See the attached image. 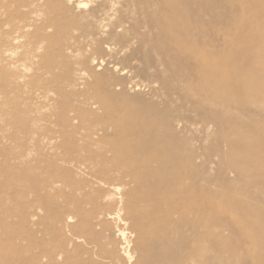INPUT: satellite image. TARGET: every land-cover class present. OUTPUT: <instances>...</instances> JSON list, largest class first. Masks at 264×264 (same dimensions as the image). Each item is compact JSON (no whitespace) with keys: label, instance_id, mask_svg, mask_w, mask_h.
I'll use <instances>...</instances> for the list:
<instances>
[{"label":"rangeland","instance_id":"rangeland-1","mask_svg":"<svg viewBox=\"0 0 264 264\" xmlns=\"http://www.w3.org/2000/svg\"><path fill=\"white\" fill-rule=\"evenodd\" d=\"M110 1L94 0L86 8H77L68 0H39L38 6L30 3L21 5V10L29 12L31 30L39 29L40 34L33 42L23 40L22 46L13 54L14 58L20 57L23 53L28 56L23 61L21 69L23 77L19 85L9 84L0 76V264H150L161 256L158 244L164 243L167 235L165 226L168 222L165 220V211L169 206L163 196L165 193H176V190L168 188L167 185L160 187L161 190L159 186H153L154 180L143 167L152 155L146 152L138 159L135 154L127 152V145L134 143L132 136L101 138L98 142H93L87 137L91 128L90 123L96 124L101 118V122L109 123L110 120L109 117H105L103 111H99L95 117L83 113L87 106L86 102L89 101V105L93 100L94 92L88 89L85 79L81 78V54L71 52V49L77 48V45L84 40L86 32L93 26L85 19L92 9L100 11L106 6L103 11L114 15L112 21H116L121 16L117 10H111ZM119 1L116 8L122 9L121 13L127 14L132 10L125 7V0ZM189 1L192 4L188 0L186 3L185 0H177L179 2L177 5L184 17L188 18L193 13L190 18L198 22V31L195 37H192L194 33H190L188 38L191 39H186L184 42L192 43L193 39V42L204 50L214 49V59L221 54L218 57L220 62L215 59L214 65L223 63V60L242 59L249 54L245 50L252 48L253 45L240 46V42H243V38L245 40L246 37H243L245 32L251 31L252 27H247L246 24L254 26L253 31L258 33L259 24L251 25L249 20V11H253L250 8L252 5L250 7L248 5L249 8L246 7L244 11L238 10L233 3L231 6L228 3V7L225 8L224 0H208L209 3L207 0H200L199 3V0H195L197 6L194 1ZM201 4L204 6H200ZM196 9L199 11L198 14H195ZM130 15L139 17L135 12H131ZM231 16L238 20L232 22L235 18ZM229 17L232 19L231 22ZM139 33L130 31L128 24L125 30H118L115 33H110L108 30L105 32V37L95 38L97 40H94L92 47L85 50L82 58L90 60L95 57L98 61L105 59V62L107 59L98 72H107L105 75L111 78H115L121 72L113 70L110 60L117 62L121 67L129 68L131 72L123 76L127 83L131 79L132 84H129L130 88L125 89V99L121 102L134 112L141 111L143 115L150 116L152 111H162L158 113L160 115L157 121L160 123L157 124L160 133L163 135L167 133L166 136L160 134L161 138L158 140V137L146 138L158 141L157 154H160L157 155L158 160L168 163L172 156L182 155L181 158L185 161L187 158L185 156H189L187 153L193 152L195 155L197 153V160L192 167L198 170V185H200L198 189L202 191L199 190L194 196L187 211L200 210L202 214L206 212L207 215L203 217L200 215L197 226L199 230L196 227L186 233V243L202 242L195 250L197 255L201 256L199 264H256L259 259L264 261L263 254H260L263 252L260 248L261 241L256 238L253 240L250 235V232L256 234L257 231L264 233V156L262 155L264 154V107L259 105L262 96L259 101L252 102L246 93L244 95L242 89L244 73L239 69L228 67L229 70L225 69V76L230 74L229 78L232 82H228L223 89L214 92L216 99L214 104L207 101V105L202 104L200 98L206 95L205 89L197 93L196 98L183 87L188 79L185 76L194 77L197 66H194L190 59L182 56L179 57L180 59H172L174 63L171 72H163V66L158 62L161 59V49L153 47L155 33H147L145 27H142ZM142 34H145L144 38L140 37ZM239 36H242V39ZM229 38L230 40H227ZM236 39H240V42ZM231 42L234 43V49ZM106 43L116 48L112 57L105 50ZM263 44L260 42L256 47L253 46V53L248 55L251 60L249 58L245 62L253 63V58L262 53L260 47L262 48ZM170 45L173 46L174 42H170ZM97 47L102 49L98 52ZM62 48H64L63 54L60 51ZM223 55L227 56L223 58ZM231 56L233 60L227 58ZM180 60H183V63ZM183 65L186 67H182ZM187 68L190 69V75L185 74L189 71ZM262 68L264 70V67ZM218 74L214 70L216 77L214 79L219 78L220 74L219 76ZM73 75L74 79H72ZM262 78L264 76H261ZM234 80H237L236 83ZM262 80L264 83V79ZM156 81L158 85L151 84ZM164 83L167 87L169 84L171 86L167 88ZM232 86L242 94H237L234 89L235 93ZM74 87L79 92L77 96L71 94ZM182 92L186 94V96L181 94L184 98H180L179 94ZM25 98L27 103L20 105L23 114L19 115L13 111V101ZM190 98L193 99L192 102ZM195 99H199L197 100L199 103ZM244 99L245 102L242 101ZM227 100L231 102L228 103ZM200 105L203 107L206 105V111ZM211 105L214 111L210 108ZM209 108L213 114H210L212 112ZM93 110L96 111L94 108ZM209 115H213V121ZM215 116L217 118L214 119ZM233 116L238 119H233ZM66 117L69 118V122H64ZM170 117H173L172 120ZM206 117H209V122ZM163 119H167L166 122ZM177 120L182 121V127L171 124H175ZM234 124L236 129L233 127ZM225 125L227 128L232 125V129H225ZM115 129L114 126H109L110 134L114 133ZM174 129L180 130L181 137ZM172 130L173 133H170ZM231 132L229 139L228 133ZM221 133L222 135L226 133L225 136H221L224 138L220 137ZM171 143L172 146L169 145ZM247 146H250L249 149ZM252 154H255V158ZM227 160L233 163L230 164ZM258 162L261 165L256 167L255 164ZM218 164L221 166L219 167ZM219 168L224 170L221 171ZM161 171L156 176L161 175ZM219 172L222 175L218 174ZM203 177L208 178L207 184ZM258 178H262L263 181L257 182ZM228 184L232 187L230 188ZM224 186H228V189ZM222 187L227 190H223ZM207 190L209 192L204 193ZM227 193L230 195H226ZM207 194L210 197L207 198ZM234 194H237V198ZM231 198L234 200L231 201ZM208 199L213 201L211 202L214 206L211 205L212 203L208 204ZM230 201L235 202L231 205ZM246 204L248 206H245ZM245 207L250 209L249 214L254 213L253 216L259 217L258 221L263 222L251 221L246 216ZM210 232L213 233L211 237ZM263 237L264 235L262 240ZM236 244L240 246L236 247ZM221 247L223 249H220ZM188 250L184 249V252ZM172 251H167L165 256L177 260L176 257L174 259ZM232 252L233 256L239 255L237 257L239 261H236L237 259L229 261L233 257Z\"/></svg>","mask_w":264,"mask_h":264},{"label":"bare ground","instance_id":"bare-ground-1","mask_svg":"<svg viewBox=\"0 0 264 264\" xmlns=\"http://www.w3.org/2000/svg\"><path fill=\"white\" fill-rule=\"evenodd\" d=\"M93 1L94 0H68L69 3L73 4L77 8H86ZM178 1H180V0H178ZM192 1L195 2V3L193 2L194 4H196V2H197L195 0H192ZM202 1H204V0H202ZM211 1H214V0H211ZM221 1H223V0H221ZM176 2H177V0H125V2H124L125 7L132 9L131 11H128L127 14H125V13H121V12H123L122 9L116 8L117 5L120 3V1L119 0H111L110 1L111 10H113V9L117 10L118 12H120L121 16H119L116 21H112V19L114 18V15H112L111 13L109 14V13L103 11L106 6H103V8L100 9V11H98L99 9L98 10L92 9L88 13V15H87V17L85 19L88 22V24L93 25V26H91L89 28V30L86 32V35H84V40L77 45V48L76 49H71V52H75V53L79 52V54H81V59H80V65L82 67L81 73H80L81 78L85 79V81L87 83V86H88V89L90 91L94 92L93 100L89 103V105H88L89 101L86 102V105H87L86 108L87 109L84 108L83 113L85 115H90V116L92 115L93 117H95L99 111H101V112L103 111V114L107 115V116L105 115V117L106 118L107 117L110 118V119L108 118V120H110L109 123L101 122L102 118H101L100 121L98 120L99 122H97L96 124L90 123L91 125H89V126H91V128H90V132L88 133L87 137L90 138V140L93 141V142H98V141L101 140V138H111V137L122 138V137H126V136H132L133 138H131V139L134 140V143H132V144L129 143L127 145V149H126L127 152L135 154L138 159H140L141 155L146 153V152L150 153L152 155V156L149 157V160H147V162H145L143 164V167L145 168V170H147V172L151 175L152 180H154L155 185H153V184L152 185L153 186H159V188L160 187L162 188L164 185L165 186L167 185L168 188L176 190V193H173V192L172 193H167V194L165 193V195L163 196L164 198L162 197L167 202V204L169 205L167 207L166 211H165V216H166L165 220L168 222V224L165 226L167 235L165 236L164 243L158 244V247L160 249L159 253L161 255L160 258L158 260H156L155 262H151L150 264H199V262H200V259H201L200 257L201 256L197 255L195 250H196V248L198 246L201 245L202 242H198V243H194V244L186 243V238H187L186 237V233H188V231H190L191 229L193 230V228H196L199 225L198 224L199 217H201V216L203 217V215H207L206 212H205V214H202L200 212V210L197 211V212L196 211H193V212H188L187 211V209H189V205L191 204V201L194 198V196H196V194L198 193L199 190L202 191L201 189H198V187L200 188V185H198L199 184V182H198V170L195 167H192V166H194V164H195V162L197 160V156H196L197 153H196V155L193 152L192 153L191 152L187 153V155L189 154V156H185V157H187V158H185V161L182 160V158H181V157H183L182 155L181 156H178V155L172 156L170 162H168V163L161 162L160 160H158L157 155L159 156L160 154H157V150H158V141L157 140L159 138H161V137H159V135L160 134L163 135V133H160L161 131H160V129H158L159 127H158V124H157V122H158L157 120L159 118L158 115H160L158 113H160V112L162 113V111H160V112H157L156 110L152 111V115L148 116L147 114L143 115V113L141 111L140 112H138V111L134 112L133 110H131L128 107H126L123 104V102H121V101H123L125 99V89L127 87H129V88L131 87V85H129V84H132V80L131 79H130V81L128 80L129 82L127 83V81L125 80L126 78L123 75H125L126 73H130L131 70L129 68L121 67L119 64H117V62H114V61L110 60L109 63H112L111 67L113 68V70L117 71V72L118 71L121 72L120 75H118L116 77L112 76V77H115V78H111L110 76L105 75L107 72L106 73L98 72V70H100L102 68V66L105 65V63L107 62V59H106V62H105V59H101L100 61H98V60H96L95 57L91 58L90 60H87V59L83 60L84 58H82V57H83V53L85 52V50L87 51L88 47H92L93 46L94 40H97L95 38L103 37V36L105 37V32L108 31V30H110V33H115L118 30H125L127 28V24H128L130 31H133L136 34H140L139 30L142 27H145L147 33L148 32L149 33H155L154 34L155 37L153 39V47H155V49L156 48L157 49H161V53H162L161 54V59L158 62L160 63L161 66H163V70H162L163 72H165V73L171 72V70H172L171 66L174 63L172 61V59H175V58L178 59L179 57H182V56L186 57L187 59H190V61H192L194 63V66L195 65L197 66L195 68L197 71H196V73H194V77L191 76L189 78V76H187V77L185 76V78L186 79L188 78V79L184 83L183 87L186 88L187 91L189 90L190 93L189 92L188 93L193 95L194 97L196 95H198L197 93H199L202 89H205L206 95L205 96L203 95L200 98V101L202 102V104H206L207 102H210L211 104H214V100H216V99H214V95H215L214 92L218 91V89H221V88L223 89V87H225L228 84V82H232V81H230L231 78H229L230 74H227L229 76H225L226 75V70L225 69L229 70L228 67H230V69L232 68V69L235 70V68H236V70L239 69V70H241L244 73L243 74L244 78L242 77L243 81H244V84L242 86H244V87L241 86L243 91H244V95L246 93V95H248V98L251 99L252 102L253 101L254 102L255 101H259L261 99V96H262V99L260 100V102L261 101L262 102L259 105L264 107V94H262V92H264V83H263L262 79H264V78L261 79V76L262 77L264 76V74H263L264 70L262 68V67H264V44H263L262 48L260 47V50H262V53L259 51L261 54H259L260 56H258V57L255 56L253 58V60H254L253 63H250L249 61L245 62V60H249V58H250L248 55L253 53V51H254L253 50V46L256 47V44H258L260 42L264 43V0H224V5H225V2H226L225 8L228 7V3H230V6H231V3H233L235 6H237L238 10L239 9H241V10L243 9L244 10L246 7H248V5H249V7H250V5H252V7H250V8H252L253 11H249L250 12L249 20L251 21L250 24L251 25H253L255 23L259 24V28L257 29L258 33H256V32L253 31L254 26H250V25L246 24L247 27L248 26L252 27V28H250L251 31L247 32L248 31L247 30L246 31L247 33L245 31H242V32H245V35H243V37H246L245 40L243 38V42L239 41L240 39H242L241 38L242 36H239L240 39H236L237 41L240 42V46L241 45H245V47H250V45H253L252 48H247L245 50V51H247V53L249 52L248 55L246 53V55H247L246 57L243 56L242 59L236 60V58H235V57H237V54H236V56L233 55V56H235L234 57L235 61L233 60V58L231 56V57H227V58H230L233 61H231V60H223V63L216 64V65H214V61L216 59V58L214 59V49L211 50V49H208V48L205 47L206 50H204V49H202V47H199L198 45H196V43L193 42L194 41L193 39H192V43H189V41H187L188 43L184 42V40L186 41V39L187 40L191 39V38H188V36H190V33H194L193 36L191 35L192 37H195L197 35L196 32L198 31V22L194 21V20L192 21L193 18H190V16H192L193 13L191 15H189L188 18L184 17L183 12L180 11L179 6L177 5V4H179V2H177V3ZM186 2H187V0H185V3ZM188 2L192 4V2H190L189 0H188ZM199 2H201V1L199 0L198 3ZM207 2H208V0H207ZM26 3H27V5L30 3L32 5L35 4V5L38 6L39 0H0V76L2 77V79L5 82H7L9 84H12L14 86L15 85H19V83L21 82V79L23 77L22 71H21L22 66H23V61L26 58H28V56H26L23 53L24 55L22 54L20 57L14 58L13 54H15L16 50L22 46L21 42L23 40H25L26 42H33L34 39L37 36H39V34H40L39 31H38L39 29L31 30L32 22H31V19H30V16H29V12H24L23 10H21V5L24 6ZM185 3H183V4H185ZM204 4H206V3L204 2ZM183 6H185V5H183ZM196 6H197V4H196ZM200 6H204V5L201 4ZM118 7H120V6H118ZM232 7H233V5H232ZM192 8H194V7L192 6ZM198 9H196V11ZM247 10H249V9H247ZM131 12L137 13L139 17H137V18L132 17V15H130ZM198 13H199V11L195 12V14H198ZM188 14H190V13H188ZM233 16H231V17L233 18ZM238 16L239 15H237V17ZM244 17H248V16H244ZM181 18H183V19H181ZM229 19H230V17H229ZM236 19L238 20V18H235L234 21L232 19H230L229 21L231 22V20H232V22H236L237 21ZM197 20H199V18ZM245 23H248V22H245ZM246 29H249V28H246ZM200 32H202V31H200ZM195 33H196V35H195ZM242 34H244V33H242ZM237 35H238V33H237ZM234 36H235V34H234ZM140 37L144 38L145 34H142ZM239 37H237V38H239ZM227 40H230V38L227 39ZM170 42H174V45L173 46L170 45ZM193 43H195V44H193ZM241 43H243V44H241ZM97 44H98V42H97ZM198 44H200V41H199ZM202 44H204V43H202ZM233 44L234 43H232V45ZM105 45H106L105 46V50H106L107 54L110 55V57H112V53H114L116 51V48L114 46H112L111 44H109V43H106ZM237 46H239V45H237ZM100 47H102L104 49L103 46H100ZM234 48H235V46L233 45V49ZM97 49H98V47H97ZM101 49H98L97 51L99 52V50H101ZM239 49H240V47H239ZM258 50H259V48H258ZM60 51L63 54L64 53V48H62ZM102 51H104V50H102ZM227 51H229V50H227ZM236 52H238L237 49H236ZM226 53L224 52V54H226ZM229 53L232 55L231 52H229ZM243 54H244V52H243ZM220 55L218 57H220ZM238 55H240V54H238ZM224 56L225 55H223V58H224ZM215 57H216V54H215ZM218 57H217V59H218ZM217 59H216V61H217ZM142 60H143V58H142ZM183 60L186 61V59H184V58H183ZM183 60H180V62H182ZM250 60H251V58H250ZM175 62H177V61H175ZM219 62H220V60H219ZM221 62H222V59H221ZM152 63H154V62H152ZM184 64L186 65L188 63H184ZM153 65H155V63ZM161 66H159V67H161ZM188 66H190V65H188ZM182 67H186V66L183 65ZM174 68H175V66H174ZM187 69L189 71H188V73H186L187 72L186 71L185 74L188 75L190 73V69L189 68H187ZM105 70H106V68H105ZM155 70H156V68H155ZM160 70L161 69H159V71ZM214 70L217 73L220 74V76L218 74L219 78H217V79H214V77H215L214 76ZM176 71H175V73H176ZM241 71H239V72H241ZM229 72L230 71H228V73ZM231 75H233V73ZM74 77L75 76L73 75L72 79H74ZM234 77H235V74H234ZM156 80H158V79H156ZM166 81L164 80V82H166ZM235 81H237V80H234V82ZM156 83H157V81L153 82L151 84H153L154 86L159 84V83L158 84H156ZM168 83H169V81H168ZM181 84H182V82H181ZM169 85L171 86V84H169ZM169 85H168V87H169ZM229 86L231 88V85H229ZM237 86H239V85H237ZM237 86H235V87H237ZM165 87H167L166 84H165ZM241 87H239V88H241ZM139 88L140 87H137V89H139ZM167 88H164V89H167ZM234 89H233V86H232V90L233 91H234ZM169 90H170V88H169ZM169 90H166V91H169ZM235 90L238 92L237 94H242V93H240L237 90V88ZM239 90H241V89H239ZM184 91L186 92L185 89H184ZM161 92H162V95H164L163 94L164 91L162 90ZM176 93H178V91ZM71 94L73 96L74 95L77 96L79 94V92L76 89V87H74L72 89ZM181 94L183 96H186V94L184 95V92H182V93L179 94L180 98L183 97V96H181ZM191 95H188V96H191ZM227 95H229V94H227ZM231 96H233V95L231 94ZM197 97L198 96H196V98ZM236 99H238V97ZM192 100L190 98L191 102H192ZM195 100L197 101L199 99H195ZM233 100H234V98H233ZM240 100L241 99H239V101ZM242 101L245 102V99L242 100ZM13 102H14V105L12 107L13 111H15L19 115H22L23 112H22V110H20V105L22 103H24V102L27 103L26 102V98L25 99H20V100L19 99H17V100L15 99ZM230 102L228 101V103H230ZM171 104H173V101L171 102ZM234 104H236V103L234 102ZM245 104H247V103H245ZM206 105H204V107H203V105H200V106H202V108H204V111H206V107H205ZM221 105H223V104H221ZM152 106L153 105L151 104L150 107H152ZM194 106L196 107L195 104H194ZM226 106H227V104H226ZM243 107H244V105H243ZM93 108L97 112L94 111ZM130 108H132V106ZM210 108L212 109L214 107H212V105H211ZM246 108H247V106H246ZM261 108L262 107H260V110H261ZM210 110H207V111H210ZM212 110H211V112H212ZM222 110H224V109H222ZM227 110H228V107H227ZM168 111H169V109H168ZM166 113H169V112H166ZM210 114H213V112L210 113ZM222 115L224 116V114H222ZM222 115H218V117L219 116L222 117ZM165 116L167 117V115H165ZM207 116H208V112H207ZM212 116H210V118L213 121V117ZM102 117H103V115H102ZM111 117H113V118H111ZM201 117H203V116L201 115ZM170 118L172 120L173 117H170ZM208 118H207V120H208L207 122L210 121V119H208ZM215 118H217V117L215 116L214 119ZM222 118H224V117H222ZM228 118L231 119V117H228ZM232 118L236 119L237 117L235 118L233 116ZM229 119H228V121H230ZM165 120H167V119H165ZM220 120H221V118H220ZM228 121H226V122H228ZM231 121H232V119H231ZM64 122H69V118L66 117L64 119ZM167 122H169V121H167ZM232 122H234V121H232ZM128 123H129V126H127ZM158 123H160V122H158ZM169 123H171V122H169ZM219 123H221V122H219ZM228 123L230 124V122H228ZM171 124L175 125L176 127H180V126L182 127L183 126L182 125V121H180V120H177L175 124L174 123H171ZM234 125L235 126H233V127H235V129H236V124H234ZM109 126H114L116 128L114 133L110 134ZM249 126H250V123H249ZM176 127H174V128H176ZM226 128H227V126L225 127V129ZM229 128L232 129V125H231V127H228L227 129H229ZM176 129H174V130L178 131ZM235 129H233V130H235ZM181 131H182V129H181ZM224 131H226V130H223V132ZM162 132H164V131H162ZM178 132H179V135H180V136L179 135L178 136L181 137L180 130ZM178 132H177V134H178ZM229 132H230V130H229ZM232 132L228 133V137H229L230 134L232 135ZM170 133H173V130ZM217 133H219V132H217ZM165 134H167V133H164V135ZM225 134L226 133H224V135H222V133H221L220 137L221 136H225ZM164 135H163V137H164ZM170 135H172V134H170ZM174 135H176L175 132H174ZM261 135H263V134H261ZM167 136H169V135H167ZM155 137L156 138L158 137L157 140H154V139H156ZM217 137H218V135L216 136V138ZM263 137H264V135H263ZM143 138H145V139H143ZM146 138H154V139H146ZM168 138H170V136ZM221 138H224V137H221ZM240 138H242V137H240ZM226 139H228V138L226 137ZM229 139H230V137H229ZM237 140H240V139H237ZM240 142L242 143L241 140L239 141V143ZM169 145L172 146V143L169 144ZM241 146H243V145H241ZM179 147H181V146L179 145ZM247 147H246V149H247ZM249 147H248V149H249ZM115 148L118 149V147H115ZM191 148H190V150H191ZM234 148H236V147H233V149ZM176 149H178V147H176ZM218 149L219 148H217V150ZM241 150L242 149H240V151ZM263 150H264V147H263ZM174 151H176V150H174ZM219 151H220V149H219ZM249 151H247V152H249ZM159 152H161V151H159ZM180 152H182V151H180ZM221 152H223V151H221ZM262 155L264 156V154H262ZM257 156L258 155L256 154V157ZM263 156H260V157L262 158ZM253 157L255 158V154L253 155ZM248 158H249V156H248ZM230 160H232V159H230ZM230 160H227V161L229 162ZM250 160H249V162H251ZM259 160H260V158H259ZM233 161H234V159H233ZM233 161L231 163L230 162L229 163L232 164ZM222 162H224V160ZM258 163L255 164L256 167H257V165H261L260 162H258ZM220 164H218L219 167L221 166ZM196 166H198V165H196ZM233 168H235V166ZM198 169H200V168H198ZM219 169H221V168H219ZM160 170H162L161 171L162 174L159 175V176H156L157 173L160 172ZM223 170H224V168H223ZM223 170L221 169V171H223ZM257 172H259V171H257ZM218 174L222 175V173H220V172ZM205 177H207V176L205 175ZM208 178H209V176H208ZM208 178H206V179L208 180ZM206 179L204 178L203 180L205 181ZM260 180L263 181L262 178L261 179L258 178L257 182H259ZM207 183H208V181L206 182V184ZM209 183H211V182L209 181ZM202 185H203V183H202ZM221 186H222V184H221ZM224 187L227 188L228 186L227 187L224 186ZM229 187L231 188L232 186L229 185ZM161 188H160V190H161ZM201 188H202V186H201ZM225 188H223V190H227L228 189V188L227 189H225ZM165 189H163V190H165ZM232 189L234 190V188H232ZM254 190H253V192H254ZM209 191H210V189H209ZM209 191L207 190L204 193H207ZM235 191H236V189H235ZM219 192H221V191L219 190ZM224 192H226V191H224ZM231 192H229V193H231ZM201 193L203 194V192H201ZM229 193H227L226 195H228ZM243 193L246 194L245 192H243ZM216 195L218 196V194H216ZM234 195H235L234 197L237 198V194H234ZM208 196L210 197V195L207 194L206 197L208 198ZM205 198H204V200H206ZM221 198L222 197H220L218 199H221ZM222 199H224V198H222ZM229 199L230 198H228V200ZM232 200H234V199L231 198V201ZM245 200H247V199H245ZM211 201L209 200V203H208L209 205H210V203L213 202V201L212 202ZM215 202L216 201H214V203ZM233 202H235V201H233ZM233 202H231V205H232ZM251 202H253V201H251ZM245 203H246V201H245ZM211 205H213V203ZM257 205L260 206V204H257ZM245 206H248V205L246 204ZM235 207H236V205L234 206V208ZM261 207L263 208L262 205H261ZM248 209L249 208L246 209V207H245L246 216H248V218H250L251 221H254L256 223L258 221L259 217L257 216L258 218H256L255 216H253L254 213L253 214L252 213L249 214L251 206H250V209L249 210ZM204 210H205V208H204ZM260 210H262V209H260ZM251 211H252V209H251ZM246 216H245V218H246ZM247 221H248V219H247ZM256 227H258V226H256ZM255 229H257V228H255ZM198 230H199V228H198ZM260 230H262V229H260ZM257 232H256V234H255V232L254 233L250 232V235L253 237V240H254V238H256V240H259V242L261 241L260 248L263 250V252L260 253V254H263L262 256H264V240H262V235H264V233L262 234L261 233L262 231L261 232L259 231V233H257ZM209 234H210V237H211V235L213 233L210 232ZM193 235H195V234H193ZM239 243H241V242H238V244ZM256 243H258V242L256 241ZM237 246L239 247L240 245L236 244V247ZM222 247L220 249H223ZM184 249H187V250L189 249V250L187 252H184ZM258 249H259V247H258ZM170 250L171 251L173 250L172 253H173L174 259L176 257L177 260L176 259L172 260V259L168 258L167 256H165L166 252L170 251ZM232 256H233V252H232ZM238 256L239 255H234L230 260L229 259L228 260L229 261H234L235 259H237ZM238 259L236 261H239ZM257 259H259L258 255H257ZM262 260L263 259H261V260L259 259V262L256 263V264H264V261H262Z\"/></svg>","mask_w":264,"mask_h":264}]
</instances>
